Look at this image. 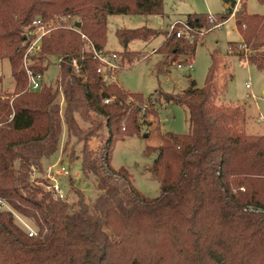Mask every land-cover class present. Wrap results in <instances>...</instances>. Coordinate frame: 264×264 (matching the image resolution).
<instances>
[{
  "label": "trees",
  "instance_id": "obj_1",
  "mask_svg": "<svg viewBox=\"0 0 264 264\" xmlns=\"http://www.w3.org/2000/svg\"><path fill=\"white\" fill-rule=\"evenodd\" d=\"M223 3L227 12L214 14L218 22L230 17L235 0ZM245 4L240 0L234 12L235 27L250 51L249 64L264 71V16L247 13ZM57 14L78 17L81 32L105 51L108 16L164 11L163 0H0V61H8L14 81L12 93L0 97V198L36 230L29 236L11 212L1 210L0 264H264V134L245 131L242 107L216 103L218 81L232 76L230 64L213 50L203 86L189 79L182 92L151 93L187 111L188 131H165L159 145H146L144 153L157 156L152 172L160 185L159 195L148 198L125 168L110 164L112 143L126 136L127 121L136 122L131 108L143 97L105 81L79 33L54 28L41 38L30 69L43 74L51 57L61 62L53 85L42 79L38 89L27 87L25 31L35 18ZM183 20L192 31L211 26L208 13H188ZM178 29L116 30L122 68L147 57L129 50L130 41L159 35L161 64L179 56L185 59L178 63L188 64L199 38L177 37ZM62 136V152L71 138L82 143L80 169L94 176L97 191L89 202L80 189L73 203L54 199L47 181L31 179L32 168L40 172L42 160L59 150ZM92 138L99 139L98 149L89 147ZM68 157L76 156L70 151Z\"/></svg>",
  "mask_w": 264,
  "mask_h": 264
},
{
  "label": "rangeland",
  "instance_id": "obj_2",
  "mask_svg": "<svg viewBox=\"0 0 264 264\" xmlns=\"http://www.w3.org/2000/svg\"><path fill=\"white\" fill-rule=\"evenodd\" d=\"M245 3L247 13L264 16V1L245 0ZM237 8H239V5H237ZM224 10L225 4L223 0H163L164 15H110L107 18V42L105 48L113 51H121L123 49L115 34L118 29L142 26L153 29L167 28L169 23L176 19L183 20L188 13H210L214 15L224 12ZM230 17L232 19L230 18L225 24L220 22L221 24L218 26L213 27L211 25L204 34L198 35L199 44L196 47L194 58L188 62V64H191L190 67L187 66L188 64H181V67L176 66L178 62L185 59L184 56H179L178 62L175 61L167 65L161 64L163 56L158 52H153V50L162 42V35L156 36L149 41L136 39L129 42V50L142 52L141 54L144 57L147 55V57L135 61L129 66L125 64V67L116 73L115 82L133 95L143 97V101L140 103L135 102L131 108V114L135 118L139 116V113L135 111V106L137 105L142 106L143 110L141 111L144 112L155 106L157 109L166 106L159 112L162 132L186 133L188 131L187 111L179 105H165L159 100L158 96H152L151 93L156 90H162L167 93L182 92L189 85V79H193L197 87L203 86L211 61L210 55L213 50H217L222 63L230 64L232 76L231 78L227 77L218 81L219 86L222 87H219L221 92L216 103L242 107L245 112V131L248 134H264V71H260L249 64V51L237 50V44L242 41L235 28V17L234 15H230ZM227 46H231L233 51L229 53ZM55 61V57H51V63L43 73V81L52 85L55 83L57 76ZM0 78V97L3 98L5 95L12 93L14 87L7 60L0 61ZM225 81L226 84L224 86ZM247 82L250 84V88H246ZM150 97H153L154 100H148ZM154 101H156L155 104L153 103ZM63 108L64 102L60 108L61 113ZM150 120L152 121V119L148 118L147 122L150 123H143L141 124L142 127H136L133 133H130L127 127L130 121L126 122V136L122 139L116 138L112 143L110 164L114 169L125 168L131 175L133 186L145 197L154 198L160 193L159 180L152 172V166H154L157 156L153 153L149 155L144 153L146 145H149L153 138L143 137L144 133L149 134L150 129L151 131L154 130L155 126H152ZM155 122H157V119ZM79 123L83 127L86 126L80 120ZM62 142L63 136L61 145ZM88 144L90 148L98 149L101 143L99 139L92 138ZM81 146V142L71 138L65 152H62L59 156L57 151L52 156L43 159L40 172L36 168L31 171V179L38 180V182L47 181V184H49L51 181L48 173H54L57 168H62L67 174H54V177L65 192V200L68 203L75 202L77 200L75 189H80L85 200L91 201L97 195L95 179L93 175L86 177L81 172L79 159ZM70 151L76 157L69 158L68 154ZM55 160H59V162L57 163ZM54 164L56 165L54 166ZM18 215L33 227L29 220L20 214ZM15 221L20 224L18 219L15 218Z\"/></svg>",
  "mask_w": 264,
  "mask_h": 264
},
{
  "label": "built area",
  "instance_id": "obj_3",
  "mask_svg": "<svg viewBox=\"0 0 264 264\" xmlns=\"http://www.w3.org/2000/svg\"><path fill=\"white\" fill-rule=\"evenodd\" d=\"M239 2L240 0H235L233 12L231 13L232 16L236 11V7L237 5H239ZM208 17H209V22L211 25H213V27L221 24L220 22L216 21L213 14L208 13ZM77 21L78 19H76L75 16H72L70 14H57L52 18H50L49 20H43L37 17L32 21V23L26 29L25 36L28 39V45L22 57V66L24 68L27 77V87L29 89L31 90L38 89L41 84V80L43 79V74L39 72H34L30 69L29 63L31 62V57L39 52L41 38L54 28H66L79 33L81 38L85 42L86 50L91 51L93 58L96 60L97 73H99L105 81L111 83L115 82V75L122 68V65L124 64L125 61L123 56L120 53L113 50H105V51L97 50L94 47L93 43L88 39V37L81 32L80 26L78 27L75 25L76 24L75 22ZM176 26L179 27L176 36L179 37L181 34H186V37L189 39H193L196 34L197 35L204 34L207 30V29H201L200 31H192L190 30L189 25L184 20H176L165 29H167L168 31H172L175 29ZM237 50L249 51V49L246 48L245 44L242 42L237 44ZM227 51L230 53L233 51V48L231 46H227ZM153 52H155V50H153ZM81 58H83V56H81ZM55 59H56L55 61L56 66L58 69L59 64L61 62V57H55ZM72 65L74 66L75 70L78 71L79 66L75 58L72 59ZM176 66L181 67V64L177 63ZM187 66L190 67L191 64H188ZM246 88H250V84L248 82L246 83ZM58 93H59L58 103H59V107L61 108L64 102V95L60 87L58 89ZM55 165L56 164H54V166ZM32 170H34V168H32ZM54 174L66 175L67 172L62 168H57L56 170H54V173L49 172L48 177L51 182H49V184L46 186L47 190L51 193L54 199L65 200L66 199L65 192L60 186L58 180L54 177ZM1 210H7L11 212L13 216L16 219H18V221L21 224V227L27 232L29 236L36 235L35 229L32 226H30L28 223H26L24 219H22L18 214H16L11 209V207L3 199L0 198V211Z\"/></svg>",
  "mask_w": 264,
  "mask_h": 264
},
{
  "label": "crops",
  "instance_id": "obj_4",
  "mask_svg": "<svg viewBox=\"0 0 264 264\" xmlns=\"http://www.w3.org/2000/svg\"><path fill=\"white\" fill-rule=\"evenodd\" d=\"M226 9H227V7L225 5V10ZM225 10H224V12H225ZM230 18L232 19V17H229L223 24H225ZM176 20H174V21H176ZM174 21H172L171 23H173ZM171 23H169V25ZM161 28H164V27H161ZM151 99L154 100L153 97H151ZM155 102L156 101H154L153 103L155 104ZM162 108H166V106H163ZM161 109H157L156 106H155L152 109H147L146 112H144V111L138 112L139 116H138V118H136V122H135L134 119L130 120V124L128 125L129 132L133 133L134 130L136 129V127H138V126L142 127L141 124H143L144 121H148V118H150V119H152V121L150 120L151 123H152V126L153 127L155 126L153 128L154 130L151 131V129H150L149 134L148 133H144L143 137L144 138H149V137L153 138V140L150 142L149 146H157V145H159L161 143V141H162V136H161L162 135V130H161L160 122H159V112H160ZM156 119H157V122H155ZM58 152H59V156H60V154L62 153V145H61V148H59ZM57 159H58V157H57ZM55 162L58 163L59 160L58 161L55 160Z\"/></svg>",
  "mask_w": 264,
  "mask_h": 264
},
{
  "label": "water",
  "instance_id": "obj_5",
  "mask_svg": "<svg viewBox=\"0 0 264 264\" xmlns=\"http://www.w3.org/2000/svg\"><path fill=\"white\" fill-rule=\"evenodd\" d=\"M225 12H227V9L225 10ZM75 23H76L75 25L78 26V27L81 25V23L79 21H77Z\"/></svg>",
  "mask_w": 264,
  "mask_h": 264
}]
</instances>
